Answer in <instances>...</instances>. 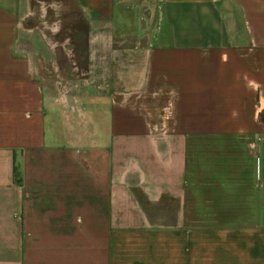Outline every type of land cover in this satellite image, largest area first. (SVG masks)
<instances>
[{
    "label": "crops",
    "instance_id": "0c3cea01",
    "mask_svg": "<svg viewBox=\"0 0 264 264\" xmlns=\"http://www.w3.org/2000/svg\"><path fill=\"white\" fill-rule=\"evenodd\" d=\"M58 1L0 0V264H264V0Z\"/></svg>",
    "mask_w": 264,
    "mask_h": 264
},
{
    "label": "rangeland",
    "instance_id": "374dc122",
    "mask_svg": "<svg viewBox=\"0 0 264 264\" xmlns=\"http://www.w3.org/2000/svg\"><path fill=\"white\" fill-rule=\"evenodd\" d=\"M58 1V0H57ZM63 0H61L62 2ZM66 1V4H61L59 3V9H57L58 11L60 10L61 12H73L75 10V5L71 2V0H65ZM59 2V1H58ZM37 7V10L35 11H38L39 10V7L40 5H35ZM35 7V8H36ZM55 7H57V5H55ZM45 15H50L48 10H46V14ZM74 15H65L64 17L66 18H69V17H73ZM55 19H59L58 17H55ZM68 21V20H67ZM70 64L73 63L75 68H77L79 65H78V59L79 58H83V53H78L77 51L76 52H73L71 51L70 53ZM77 70L72 74V76L74 74H76ZM259 140H264V133L260 134L259 136H257L256 138V141L258 142ZM169 205H171V203H169ZM248 213H246L247 215ZM245 215V216H246ZM244 216V213H237V212H232V213H227V218H242ZM261 216H262V219H264V211L261 213ZM251 218H253V213H251L250 215ZM166 218L167 219H172L173 218V214H172V211L171 212H168L166 213ZM248 218V217H247Z\"/></svg>",
    "mask_w": 264,
    "mask_h": 264
},
{
    "label": "trees",
    "instance_id": "16d2710c",
    "mask_svg": "<svg viewBox=\"0 0 264 264\" xmlns=\"http://www.w3.org/2000/svg\"><path fill=\"white\" fill-rule=\"evenodd\" d=\"M260 119H261V121L264 123V114H261V115H260Z\"/></svg>",
    "mask_w": 264,
    "mask_h": 264
}]
</instances>
